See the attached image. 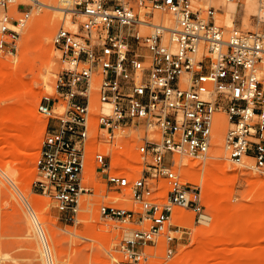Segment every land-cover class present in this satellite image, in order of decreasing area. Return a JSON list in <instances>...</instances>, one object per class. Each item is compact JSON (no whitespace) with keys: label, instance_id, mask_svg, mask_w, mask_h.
Returning a JSON list of instances; mask_svg holds the SVG:
<instances>
[{"label":"built area","instance_id":"2783aa9c","mask_svg":"<svg viewBox=\"0 0 264 264\" xmlns=\"http://www.w3.org/2000/svg\"><path fill=\"white\" fill-rule=\"evenodd\" d=\"M17 2L0 0V49L7 53L17 50L33 9ZM221 9L208 0H70L61 11L83 18L53 38L63 66L57 96L38 105L49 124L34 187L69 220L93 191L85 180L92 162L112 187L129 188L140 210L100 207L102 216L142 225L120 241V264L171 257L185 232L171 222L174 206L202 213V187L174 166L177 155L208 157L224 125L218 113L227 118L230 160L251 158L264 175V0L249 29L218 23ZM119 137L151 158L141 175L130 177ZM160 241L162 254L148 249Z\"/></svg>","mask_w":264,"mask_h":264},{"label":"rangeland","instance_id":"374dc122","mask_svg":"<svg viewBox=\"0 0 264 264\" xmlns=\"http://www.w3.org/2000/svg\"><path fill=\"white\" fill-rule=\"evenodd\" d=\"M51 1L58 7L67 5L62 0ZM255 1L248 5L247 0H242L234 6L225 0H208V4L223 9L227 3V9L233 13V22L230 24L216 14L218 23L249 29L252 15L258 12L260 5V0ZM20 3L33 9L18 39L17 50L7 53L0 49V66L16 65V72L22 76L26 86L33 90L17 98L23 103L22 109L34 107L36 115L30 116L17 110L20 120L0 132V264H120L118 259L122 252L117 249L120 241L125 239L124 230L131 228L135 231L142 225L133 220L127 222L102 216L100 207L105 204L140 210L129 188L112 187L106 177L96 171V164L92 162L87 167L85 180L93 186V191L83 195L77 220H69L65 213L56 208L50 196L34 187L38 175L37 159L49 124V118L38 110V105L46 96H57L56 83L63 66L53 38L61 26L71 27L76 18L81 20L83 16L77 17L71 13L65 15L58 10L62 14L59 17L53 7L41 4L35 6L31 0H18L16 6ZM218 12H224V9ZM156 15V19L163 16L158 11ZM39 18L48 21H41L40 25L34 26V21ZM48 22L56 27L50 37L44 35ZM48 46H52L51 51H48ZM22 58L24 65H18ZM16 99H0V106ZM58 109V112L62 110L61 107ZM218 114L225 123L220 129L222 144L217 143L215 136L206 159L191 155L176 157L174 168L181 173L182 179L202 187L204 208L199 215L191 208L174 206L171 222L173 225H181L185 232L176 243L175 253L168 258L156 257L157 264H264V234L257 240L235 235V225L223 219L224 215L229 214L236 221L245 214L248 219L243 222V230L251 229L259 205H264V175L252 167L251 158H245L243 164H236L229 159L224 147L228 122L224 113ZM16 133L20 135L14 136ZM117 139L125 142V163L130 177L141 175L145 162L151 158L144 159L138 154L128 142L129 139ZM8 142L13 146H7ZM217 149L221 154L213 156L212 153ZM204 169L210 171L205 172ZM11 173L15 176H11ZM257 179L262 181L256 182ZM159 182L161 187L166 186L165 179L161 178ZM26 197H38L44 203L43 209L36 214L46 215L43 219L38 217L45 242L37 230V220L32 217L26 204ZM203 213L210 216L208 225L201 222ZM104 223H108L109 227L101 232L99 227ZM218 223L224 225V228L218 226ZM215 224L211 232L202 230L212 228ZM200 245L202 249L198 250ZM163 248L162 241L157 247H148L158 254H162Z\"/></svg>","mask_w":264,"mask_h":264},{"label":"bare ground","instance_id":"6f19581e","mask_svg":"<svg viewBox=\"0 0 264 264\" xmlns=\"http://www.w3.org/2000/svg\"><path fill=\"white\" fill-rule=\"evenodd\" d=\"M35 1H38L39 4H41V5H45V6H48L50 8L53 7L55 10H57L59 17L62 15L58 10L62 11V9H64V6H59L58 7L52 1H51V3H53V4H51L50 0H35ZM69 1L70 0H62L61 2L67 4ZM226 2L233 3L234 6H235L236 3H238L236 1H226ZM255 2H256L255 0H247V4L248 5H252ZM217 5H219V4H217ZM226 5H227V3L224 4V8H223L224 12L216 11V14H218V16L224 17L226 19V22L230 24V23L233 22V13L230 10L227 9ZM223 9H221V10H223ZM45 18H44V20H41L42 18L41 19L39 18V20L38 19L35 20L34 21L35 22L34 26L36 24H39V23H42V22H46L47 23L48 20H46ZM216 19H217V17H216ZM50 21H51V19H50ZM55 28L56 27L54 26L53 23L48 22L46 29H44V35L46 37H50L52 32H53V30ZM51 47L50 46L47 47L48 51L52 50ZM24 61L27 62L28 60H24ZM18 65H24L23 58H22V60H20L18 62ZM10 66L11 67H7L5 65H1L0 66V99H3V100L9 99V98H13V99L15 98L16 99L20 95L32 93L33 92L32 88H28L26 86L27 83L24 82L22 76L16 72V70H15V66L16 65L13 63V64H10ZM22 104H23L22 101L19 98H17L15 101H13V102H11L9 104L7 103L4 106H0V118L2 120V122L0 123V132H3L6 127L11 126L10 124H14V123H16L17 121L20 120L18 111H19V113L20 112H24L26 114H29L30 116H35L36 115V111H35L34 107H32L30 109H22ZM218 119H221L222 120L221 122L224 123V120H223V118H222V116L220 114H217V121H218ZM218 123H219V121H218ZM18 135H20V133L14 134V136H18ZM215 136H216L217 143H219V144L221 143L222 144L223 136H222L220 130H218L216 132ZM7 146H13V145L11 144V142H8ZM220 154H221L220 150H218V149L216 151H214V153H212L213 156H219ZM202 166H201V168H202ZM204 171L205 172L206 171H210V169H204ZM13 173H11V176L14 175ZM260 181H262V180L261 179H257L256 180V182H260ZM26 204L29 207V210L31 212L32 217L35 220H37V230H38L42 240L45 242L44 233H43L41 227H39L40 221L38 220V217H39V219L40 218L43 219V218H46V215H41L40 216V215L36 214L37 211L43 209L44 203H42L41 199L38 198V197H32V198H27L26 197ZM173 213H174V209H173ZM173 213H172V215H173ZM176 213H177V211H176ZM177 215H180V214L177 213ZM263 216H264V205H259V209H258V211L255 213V215L253 217L251 229L249 231H244L243 230L244 228L242 226L243 222H245V220L248 219V216L245 215V214L242 215L241 217H239V219L236 220V221H233L231 215H229V214L224 215L223 219H225V220H227L230 223L235 225V229H236V232L234 233L235 235L238 234L239 236H244L246 238L256 239L257 240L259 238H262L263 234H264ZM201 222H203L204 224L208 225L210 223V216L205 214V213H203L201 215ZM107 226L109 227L108 223H104L103 225H100V227H101V228L99 227L100 231L101 232H105ZM218 226H220L221 228H224V225H222L220 223H218ZM214 227H216V224L213 225L212 228H209V229H207V228L204 229L203 228L202 230H206L207 232H211ZM124 233H125L124 234V238L125 239H132L134 237V235H135L134 229H131V228H126L124 230ZM209 241H213V240L209 239ZM199 249H202V245H200L198 247V250ZM45 251H47V250L45 249Z\"/></svg>","mask_w":264,"mask_h":264}]
</instances>
